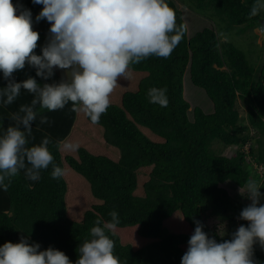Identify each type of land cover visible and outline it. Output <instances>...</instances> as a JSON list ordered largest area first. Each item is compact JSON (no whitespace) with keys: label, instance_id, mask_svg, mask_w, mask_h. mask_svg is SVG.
I'll list each match as a JSON object with an SVG mask.
<instances>
[{"label":"trees","instance_id":"trees-1","mask_svg":"<svg viewBox=\"0 0 264 264\" xmlns=\"http://www.w3.org/2000/svg\"><path fill=\"white\" fill-rule=\"evenodd\" d=\"M184 1L237 37L260 26L264 17L249 16L254 0ZM13 3L31 10L33 27L40 33L35 51L40 54L48 37L36 26L46 20L36 22L43 5L32 0ZM167 3L177 28L186 29L181 47L167 63L148 57L131 65L130 78L119 81L99 123L72 111L71 103L56 111L42 110L50 123L40 124L38 117L29 142L48 138L53 163L65 174L52 179L50 165L33 182L21 171L7 191L0 190V245L27 237L41 250L51 246L75 261L97 220L102 226L115 210L119 224L112 239L121 264H181L196 222L217 241L231 239L229 230L248 223L239 218L248 204L235 200L224 185L242 187L251 178L257 183L264 174V62L258 67L249 59L255 41L242 49L230 37L223 39L216 27L189 36L182 9L175 0ZM187 70L214 104L212 113L195 107L193 120L184 95ZM13 75L17 81L36 76L28 66ZM61 77L56 71L48 81L36 79L43 84ZM6 83L0 75V87ZM151 88L166 91L167 108L149 103ZM32 98L22 90L16 102L0 108V133L10 114ZM240 100L247 105V118L241 117ZM214 140L234 150L216 152ZM69 142L79 149L65 151L63 145ZM253 259L264 264V249L258 244Z\"/></svg>","mask_w":264,"mask_h":264},{"label":"clouds","instance_id":"clouds-1","mask_svg":"<svg viewBox=\"0 0 264 264\" xmlns=\"http://www.w3.org/2000/svg\"><path fill=\"white\" fill-rule=\"evenodd\" d=\"M43 5L36 22H50L47 42L37 54L40 33L33 27L32 12L13 0H0V75L7 81L0 87V108L17 101L21 91L32 95L29 104H21L9 116V125L0 133V190L7 191L11 180L21 171L33 182L51 165L50 176L59 179L65 170L53 163L50 140L30 144L33 124L50 123L42 110L65 108L83 112L97 124L110 106V97L120 80L131 76L130 66L148 57L167 63L181 47L186 29L176 26V17L167 0H32ZM22 9V10H21ZM264 13V0H254L250 17ZM264 18V17H263ZM262 18V19H263ZM264 31L262 24L258 26ZM257 27V28H258ZM36 76L17 81L14 73L25 67ZM62 70L61 79L39 83ZM190 73V71H189ZM191 79V76H190ZM193 83V82H192ZM149 103L167 108L166 91L148 90ZM77 143H65V151H77ZM7 181V182H6ZM264 187L249 181L239 192L251 201L239 214L241 224L228 240L217 241L196 222L181 264H256L254 245L264 249ZM97 220L89 238L80 243L78 259L72 261L64 251L29 243L27 237L0 245V264H121L114 254L115 228L119 215ZM183 218V217H181Z\"/></svg>","mask_w":264,"mask_h":264},{"label":"rangeland","instance_id":"rangeland-1","mask_svg":"<svg viewBox=\"0 0 264 264\" xmlns=\"http://www.w3.org/2000/svg\"><path fill=\"white\" fill-rule=\"evenodd\" d=\"M175 1L177 2L178 7L180 9H182V11H183L184 19L186 20V23L188 26V35L189 36L194 35L197 31L202 30L205 27H216L223 39L230 37V40L242 49H244V47H246V45L247 46L249 45L248 47H250V43L252 41H255L256 46H255V51L253 53V58L251 56H249V59L252 62H255L258 65V67H260L263 64V62H264V31H261L260 27H258V28L256 27L253 30H249L245 35H241V36L237 37V35L233 31L232 32L226 31V25L225 24H223L217 20L212 21L209 17H206L202 14H199V13L191 10L190 7H188L184 4V2H185L184 0H175ZM37 28L39 30L49 34L48 30L50 28V22L45 20V21L37 24ZM237 42H241L242 46H240ZM247 48H246V50H247ZM56 71L60 76L64 75V73H62V70L57 69ZM184 95H185V98L191 104V107L189 109V117L191 120L194 119V108L197 106H200L206 113H212L214 111V104H213L211 98L207 95V93L205 92L204 89H202V88H200V87H198L192 83V81L190 79L189 70H187V72L185 73V76H184ZM238 107L240 109L241 117L247 118V105L245 104V102L240 100ZM212 144H213L212 147L216 152H222L223 154H228L230 151L234 150L233 146H230V147L225 146L218 140H214ZM262 168L263 167H260L261 170H262ZM249 181H255V180L251 178V179H249ZM257 184L264 186V174L262 176L261 181L257 182ZM224 186L228 189V191L230 192V194L232 195V197L235 200L245 201L246 204L251 203V201L247 198L246 195L242 196L240 194L239 189L241 187L235 186L234 184H231V183L225 184ZM260 191L264 192V187H262L260 189ZM261 203H264V200H261ZM237 221H239V218H237ZM236 229H237V226L235 227V229L229 230V232H227V234L234 233L233 230H236Z\"/></svg>","mask_w":264,"mask_h":264},{"label":"built area","instance_id":"built-area-1","mask_svg":"<svg viewBox=\"0 0 264 264\" xmlns=\"http://www.w3.org/2000/svg\"><path fill=\"white\" fill-rule=\"evenodd\" d=\"M245 148L249 151L250 145L248 144L247 146H245Z\"/></svg>","mask_w":264,"mask_h":264},{"label":"water","instance_id":"water-1","mask_svg":"<svg viewBox=\"0 0 264 264\" xmlns=\"http://www.w3.org/2000/svg\"><path fill=\"white\" fill-rule=\"evenodd\" d=\"M261 24L264 27V18L261 20Z\"/></svg>","mask_w":264,"mask_h":264},{"label":"bare ground","instance_id":"bare-ground-1","mask_svg":"<svg viewBox=\"0 0 264 264\" xmlns=\"http://www.w3.org/2000/svg\"><path fill=\"white\" fill-rule=\"evenodd\" d=\"M262 20V19H261Z\"/></svg>","mask_w":264,"mask_h":264},{"label":"crops","instance_id":"crops-1","mask_svg":"<svg viewBox=\"0 0 264 264\" xmlns=\"http://www.w3.org/2000/svg\"><path fill=\"white\" fill-rule=\"evenodd\" d=\"M37 26V25H36Z\"/></svg>","mask_w":264,"mask_h":264}]
</instances>
